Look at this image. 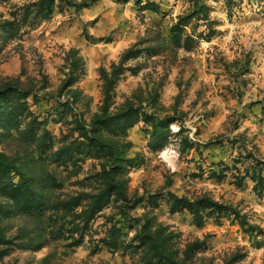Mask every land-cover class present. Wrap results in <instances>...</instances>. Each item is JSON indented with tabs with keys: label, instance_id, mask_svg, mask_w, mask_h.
<instances>
[{
	"label": "clouds",
	"instance_id": "obj_1",
	"mask_svg": "<svg viewBox=\"0 0 264 264\" xmlns=\"http://www.w3.org/2000/svg\"><path fill=\"white\" fill-rule=\"evenodd\" d=\"M0 264H264V0H0Z\"/></svg>",
	"mask_w": 264,
	"mask_h": 264
}]
</instances>
